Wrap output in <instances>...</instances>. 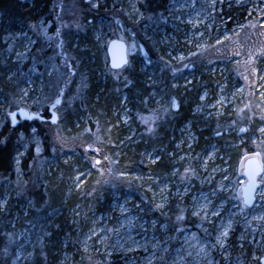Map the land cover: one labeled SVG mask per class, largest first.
Here are the masks:
<instances>
[{
	"label": "rangeland",
	"instance_id": "obj_1",
	"mask_svg": "<svg viewBox=\"0 0 264 264\" xmlns=\"http://www.w3.org/2000/svg\"><path fill=\"white\" fill-rule=\"evenodd\" d=\"M140 3L52 0L46 16L24 23L0 14V129L19 107L49 119L48 105L66 87L56 124L17 126L13 169L0 178V264H260L264 199L256 192L246 207L241 187L246 158L264 167V31L255 48H241L249 25L264 26V0ZM84 33L94 70L77 57ZM111 39L127 45L124 70L109 69ZM230 42L236 53L209 60L213 47ZM192 61H206L213 86L197 90ZM241 63L247 71L238 78ZM184 90L193 92V117L181 124ZM253 114L259 120L245 139ZM207 124L250 145L235 178L233 138L194 148ZM166 126L173 142L156 145Z\"/></svg>",
	"mask_w": 264,
	"mask_h": 264
},
{
	"label": "trees",
	"instance_id": "obj_2",
	"mask_svg": "<svg viewBox=\"0 0 264 264\" xmlns=\"http://www.w3.org/2000/svg\"><path fill=\"white\" fill-rule=\"evenodd\" d=\"M164 0H142L143 5H140L141 7L145 6L144 4H149V5H155L158 7H161L162 2ZM52 0H32L31 5L30 4H25V3H20L17 0H0V14H2V16H4L5 18H8L10 20H23L24 22L30 21V22H36L38 20H40L44 15H47L48 12V8L51 5ZM89 17L86 16L85 20H87ZM252 30V33H250V36H247L246 39L247 41H245V46L244 48L241 49H245L243 52H248L249 50H252L251 48H255V44L260 41L261 39V34L262 31H264V26L262 27V29L259 30H255L252 29V25H249L248 27V31ZM92 37L91 34L89 33H84L80 36V42L78 40V45L79 48L77 50V57L78 59L80 58L81 61L83 62H87V66H89L88 70H94L97 68V64H96V59H95V55H94V48L92 46ZM248 42V44H247ZM231 50H235L234 44L233 43H228V44H219L216 45L215 47H213L210 51L209 54L207 55L209 60H213V62H217V61H222L224 58L226 59L228 57V55L232 52V53H236V51H231ZM238 52L240 49H236ZM92 53L94 56H92ZM204 62L206 63V61H203L202 63L200 62H196V61H192V64H194L195 66V74L199 77L198 80V87L197 90H199L200 88L202 89L205 86H213V84H215V82H213L212 78L209 77V75H207L206 73V69H204L203 65ZM124 70V69H122ZM244 71H247V69H244L242 66V63L237 67V72H238V78L239 77V73H243ZM88 72V71H87ZM249 75H251L249 73ZM213 76V75H212ZM2 90L6 93L8 91V87L5 84L1 85ZM97 89V88H96ZM93 88L90 89L91 93H95ZM192 94L193 92L190 91H183L181 93V96L178 97L179 98V111H178V121L181 124L186 123L190 118L193 117V105L190 103V101L192 100ZM37 106L32 107V109H36ZM73 117H72V121H73ZM220 120L221 122H225V119H217ZM259 120V116L253 114L252 117V123L248 124V132L245 133L243 136L245 139H249L250 134H251V128H254V123L258 122ZM217 122V123H214ZM30 123L36 124L37 121H32ZM29 122H25L24 125L25 127V131L27 132L28 130V125L30 124ZM213 124H219L218 121L213 120L212 122ZM213 124H207L204 125L203 127H200L202 129H200V131H198V136H197V140H196V144H195V149L197 150H201V148L203 147L204 143L206 142L207 139L210 140H215V141H224L226 139L229 138H233L234 139V143L231 144V146L229 147L228 153L230 154V162H231V166H232V174L233 177H236V170H237V164L239 162V160H241V158L244 155H247L249 153L252 152V149H250V145H248L247 143H242V144H237V141L240 139L239 137L235 136V133L232 132L231 134H227V132L224 131L223 128H218V127H213ZM172 127V126H171ZM171 127H165V128H160L156 134H155V138H153V140H151L152 142H154L156 145L157 144H171L172 141V135H171ZM17 129H19V127L16 128H11L7 123H5L1 129H0V178H3L5 175H8L9 172H11V170L13 169V159L16 153V132ZM216 132H221V135L219 137H214V134ZM28 159H31V155L30 152L26 158V160L23 162L22 167H24V164H26V162ZM128 164V166H132V168H135V163L133 159H128V161L126 162ZM163 161L161 160L159 163H156L155 165H153L152 169L155 171H158L160 169L161 166H163ZM0 194H1V189H0ZM1 235V234H0ZM2 238L0 237V251L2 249ZM47 253V252H46ZM49 256V254H47ZM41 264H44L45 260L40 259Z\"/></svg>",
	"mask_w": 264,
	"mask_h": 264
},
{
	"label": "water",
	"instance_id": "obj_3",
	"mask_svg": "<svg viewBox=\"0 0 264 264\" xmlns=\"http://www.w3.org/2000/svg\"><path fill=\"white\" fill-rule=\"evenodd\" d=\"M84 1L88 2V0H84ZM106 55L108 58V66H109L110 70L118 71V70L122 69L123 67H125L126 64L128 63L127 45H126L125 41L120 40V39H111L106 46ZM114 61H115V63H114ZM67 66H68L70 73L71 74L74 73V71L71 69V63L70 62H67ZM65 89H66V87L62 86L59 93H58V96L53 100V102L50 105H48L47 111H48V114L50 115L49 119H46L45 117H43L41 114V111L35 112L33 110H29V109L24 108V107H19V108L12 111V112L17 113L15 124L12 123V119H11L10 115L8 114L9 119H10V127L16 128L21 121H23V122H32V121L46 122V121H49L51 124H56L58 121V114L56 113V109L60 106V104L62 102ZM57 100H59V103H57ZM53 105H55V107H53ZM18 109H24V113L19 112ZM33 113H35V115H33ZM53 116L56 117L55 121H53V119H52ZM257 166L262 167L259 159L255 156L248 157L244 160L242 174L245 177L246 182L241 187V198H242L243 204L246 207H249L253 204L254 198L256 195V193L253 194V199H252L251 203H248V204L244 203V193L246 190H248V187H249L248 171H249V169L257 168ZM260 174L261 173H259V172L257 173V177H256L257 179L260 176ZM258 186H259V184L256 185L257 189H258ZM259 262H260V264H264V254L260 258Z\"/></svg>",
	"mask_w": 264,
	"mask_h": 264
},
{
	"label": "snow or ice",
	"instance_id": "obj_4",
	"mask_svg": "<svg viewBox=\"0 0 264 264\" xmlns=\"http://www.w3.org/2000/svg\"><path fill=\"white\" fill-rule=\"evenodd\" d=\"M115 63V61H114ZM57 103H59V100H57ZM173 107H178L177 104H175V101H173ZM53 107H55V105H53ZM19 112L24 113V109H18ZM26 114V113H25ZM11 119H12V123L15 124L16 123V112H10L9 113ZM33 115H35V113H33ZM53 121L56 120V117L53 116L52 117ZM149 130H151L149 128ZM261 131H264V129H261ZM219 134V133H218ZM185 171H189L188 169H186ZM264 173V167H260L257 166V168L255 169H249L248 171V177H249V187L248 190L245 191L244 193V203L248 204L251 203L252 199H253V194L256 192H260L261 198L264 199V191H261L259 189L256 188L257 184L261 185V188L264 189V176H261V178L258 180L257 177V173ZM223 187V186H222ZM157 207H160V205H157ZM179 219V217H178ZM227 234V229H225L223 232H221L218 236H217V241L220 243H223V238L226 236ZM11 236V234H9Z\"/></svg>",
	"mask_w": 264,
	"mask_h": 264
}]
</instances>
